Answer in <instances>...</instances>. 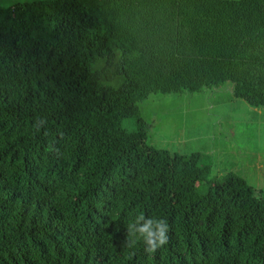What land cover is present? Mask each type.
<instances>
[{
  "label": "trees",
  "instance_id": "trees-1",
  "mask_svg": "<svg viewBox=\"0 0 264 264\" xmlns=\"http://www.w3.org/2000/svg\"><path fill=\"white\" fill-rule=\"evenodd\" d=\"M227 81L264 107V0L0 6V264H264V191L210 181L199 153L151 144L141 114L150 94ZM137 211L170 238L129 259Z\"/></svg>",
  "mask_w": 264,
  "mask_h": 264
},
{
  "label": "rangeland",
  "instance_id": "rangeland-1",
  "mask_svg": "<svg viewBox=\"0 0 264 264\" xmlns=\"http://www.w3.org/2000/svg\"><path fill=\"white\" fill-rule=\"evenodd\" d=\"M35 0H0V6ZM149 142L182 155L199 153L200 164L210 167V181L228 172L264 191V107L255 108L232 95V83L198 92L153 93L141 104ZM137 129L134 118L122 121ZM207 184L199 186L206 192Z\"/></svg>",
  "mask_w": 264,
  "mask_h": 264
},
{
  "label": "clouds",
  "instance_id": "clouds-1",
  "mask_svg": "<svg viewBox=\"0 0 264 264\" xmlns=\"http://www.w3.org/2000/svg\"><path fill=\"white\" fill-rule=\"evenodd\" d=\"M43 122L41 120V123ZM125 224L126 239L122 247L129 250V259L135 255L134 250L139 244L143 245L145 254L152 256L169 242L170 225L164 217L137 211L130 215Z\"/></svg>",
  "mask_w": 264,
  "mask_h": 264
},
{
  "label": "bare ground",
  "instance_id": "bare-ground-1",
  "mask_svg": "<svg viewBox=\"0 0 264 264\" xmlns=\"http://www.w3.org/2000/svg\"><path fill=\"white\" fill-rule=\"evenodd\" d=\"M112 26V25H111ZM109 27V26H108ZM129 47V46H128ZM113 159V158H112ZM99 160V159H98ZM126 163V162H125ZM128 168V167H127ZM130 173V172H129ZM107 174V173H106ZM100 176V175H99ZM116 176V175H115ZM94 180V179H93ZM176 194V193H175ZM128 201V200H127ZM243 202V201H242ZM123 203V202H122ZM231 204V203H230ZM253 207V206H252ZM59 208V207H58ZM92 213V212H91ZM242 213V212H241ZM85 214V213H84ZM84 217V216H83ZM235 233V232H234ZM170 234V233H169ZM206 235V234H205ZM234 240V239H233ZM48 244V243H47ZM195 252V251H194ZM214 255V254H213ZM185 259V258H184ZM206 259V258H205ZM243 259V258H242Z\"/></svg>",
  "mask_w": 264,
  "mask_h": 264
}]
</instances>
